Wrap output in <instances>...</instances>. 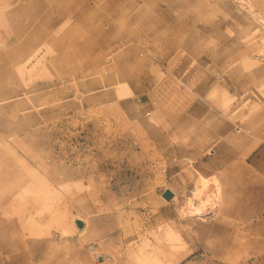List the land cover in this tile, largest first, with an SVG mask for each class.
Segmentation results:
<instances>
[{
	"label": "rangeland",
	"instance_id": "rangeland-1",
	"mask_svg": "<svg viewBox=\"0 0 264 264\" xmlns=\"http://www.w3.org/2000/svg\"><path fill=\"white\" fill-rule=\"evenodd\" d=\"M1 225L0 264H264V0H0Z\"/></svg>",
	"mask_w": 264,
	"mask_h": 264
},
{
	"label": "bare ground",
	"instance_id": "bare-ground-1",
	"mask_svg": "<svg viewBox=\"0 0 264 264\" xmlns=\"http://www.w3.org/2000/svg\"><path fill=\"white\" fill-rule=\"evenodd\" d=\"M199 173V172H198ZM201 173H203V171H201ZM202 175V174H201ZM172 197H171V199H169V200H174L175 199V196H176V194H175V192H173L172 193V195H171ZM197 205H198V203H197ZM196 208H193V211H196V212H201L202 210L200 209V208H198L199 206H195ZM0 228H2V225L0 226ZM2 242V241H1ZM3 243V242H2Z\"/></svg>",
	"mask_w": 264,
	"mask_h": 264
},
{
	"label": "water",
	"instance_id": "water-1",
	"mask_svg": "<svg viewBox=\"0 0 264 264\" xmlns=\"http://www.w3.org/2000/svg\"><path fill=\"white\" fill-rule=\"evenodd\" d=\"M172 195L171 191L170 190H165L163 192V197H165L166 199L170 198Z\"/></svg>",
	"mask_w": 264,
	"mask_h": 264
},
{
	"label": "crops",
	"instance_id": "crops-1",
	"mask_svg": "<svg viewBox=\"0 0 264 264\" xmlns=\"http://www.w3.org/2000/svg\"><path fill=\"white\" fill-rule=\"evenodd\" d=\"M170 189V188H169ZM171 190V189H170ZM259 259H261L262 260V262H263V260H264V257H259ZM262 264V263H261Z\"/></svg>",
	"mask_w": 264,
	"mask_h": 264
},
{
	"label": "built area",
	"instance_id": "built-area-1",
	"mask_svg": "<svg viewBox=\"0 0 264 264\" xmlns=\"http://www.w3.org/2000/svg\"><path fill=\"white\" fill-rule=\"evenodd\" d=\"M190 193H191V194H194L195 192H194V190H190Z\"/></svg>",
	"mask_w": 264,
	"mask_h": 264
}]
</instances>
